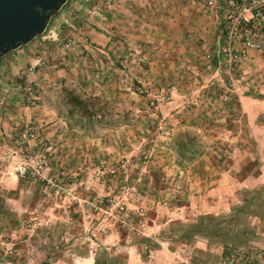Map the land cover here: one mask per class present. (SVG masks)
I'll use <instances>...</instances> for the list:
<instances>
[{
  "label": "rangeland",
  "instance_id": "rangeland-1",
  "mask_svg": "<svg viewBox=\"0 0 264 264\" xmlns=\"http://www.w3.org/2000/svg\"><path fill=\"white\" fill-rule=\"evenodd\" d=\"M169 1L68 0L42 35L0 59V263L51 264L44 238L65 220L81 254L99 258L112 231L146 263L163 247V264H264V142L252 140V111L225 105L237 93L264 99V37L261 52L230 69L221 17L200 0L203 9L177 0L186 41L168 43ZM152 21L154 30L142 25ZM68 92L94 103L90 120L69 111ZM26 124L38 135L27 151L45 161L35 179L14 170ZM185 132L196 140L182 154ZM199 222L210 235L182 240L180 226ZM223 244L236 251L222 260Z\"/></svg>",
  "mask_w": 264,
  "mask_h": 264
},
{
  "label": "crops",
  "instance_id": "crops-1",
  "mask_svg": "<svg viewBox=\"0 0 264 264\" xmlns=\"http://www.w3.org/2000/svg\"><path fill=\"white\" fill-rule=\"evenodd\" d=\"M199 0H184V2H187V4H198L201 5V8L203 9V5L198 2ZM169 8H168V20L167 23L170 25V28H168V40L171 42H168L172 45H180L181 41H186V39L181 37L180 39L177 38L179 35L178 32V19H177V14L179 13L180 10H186V7H182L179 4L177 0H171L169 1ZM187 4L183 5L186 6ZM171 9V10H170ZM155 10L149 9V7H144L142 12L140 14L147 12V13H152ZM205 10L204 12H206ZM174 22V23H172ZM171 23L173 25H171ZM148 28H152V30L156 29L157 24L155 21H152V25H148L144 22V24ZM218 27L217 31L219 29V22H218ZM187 30H184L186 32ZM151 42V41H150ZM237 93V92H236ZM238 97L237 101L239 103V106L241 107V110L246 111V109L252 111L253 115L248 114V123L249 126H254L253 129L254 131L252 132L253 135V141L259 142L263 141L264 142V99L262 98H253L252 96L249 95H241L237 93ZM251 98V101L258 103L259 105H253L251 107L247 106V100ZM263 114V116H261ZM263 118V121L261 122L259 119ZM255 132V133H254ZM260 168H259V174L257 176V185L264 184V154L260 157ZM261 179H263V183L261 182ZM74 218V216H73ZM62 230L61 232L54 238V240L50 239V236L44 238V247L46 248V254L45 258L46 259H51L52 263L51 264H99L98 261H102L103 264H163L159 263L161 261L160 256L165 255L163 247L157 248L153 250V256H154V261L151 263L147 262L143 258L142 250L139 245L137 244H130L128 241L124 244L120 243V236L119 233H114L112 231H107L103 238H101L100 243L103 246V255L99 258L98 254H96L93 250L89 252H84L81 254L82 250L79 249L78 247H75L76 243L75 241L73 242V235L71 231L69 230L70 227L68 226V222L63 221H58L56 223ZM51 227V226H50ZM67 236H72L71 238H68ZM68 239H71V243L68 247H72L71 249L65 248L63 251H61L62 247H65L67 245ZM89 248V246H88ZM61 251V254L64 255H59L57 257H49L52 254L58 253ZM71 251V252H70ZM60 253V252H59ZM89 253V255H88ZM169 254H173V252L168 251ZM71 254V259L66 258V255ZM121 254V255H119ZM114 256V257H112ZM51 262V261H49ZM3 264V263H0ZM49 264V263H48ZM101 264V263H100ZM165 264V263H164Z\"/></svg>",
  "mask_w": 264,
  "mask_h": 264
},
{
  "label": "built area",
  "instance_id": "built-area-1",
  "mask_svg": "<svg viewBox=\"0 0 264 264\" xmlns=\"http://www.w3.org/2000/svg\"><path fill=\"white\" fill-rule=\"evenodd\" d=\"M211 13L221 17V52L230 69L237 67L249 52L263 50L264 0H200ZM26 102L35 105L31 86L24 88ZM38 135L32 125H25L18 134V144L25 145L21 162L15 167L16 175L24 178L41 177L45 161L35 151H27V144Z\"/></svg>",
  "mask_w": 264,
  "mask_h": 264
},
{
  "label": "water",
  "instance_id": "water-1",
  "mask_svg": "<svg viewBox=\"0 0 264 264\" xmlns=\"http://www.w3.org/2000/svg\"><path fill=\"white\" fill-rule=\"evenodd\" d=\"M68 0H0V59L43 34Z\"/></svg>",
  "mask_w": 264,
  "mask_h": 264
},
{
  "label": "trees",
  "instance_id": "trees-1",
  "mask_svg": "<svg viewBox=\"0 0 264 264\" xmlns=\"http://www.w3.org/2000/svg\"><path fill=\"white\" fill-rule=\"evenodd\" d=\"M66 95H67V103L70 106L69 111L71 113L76 112L81 117L87 120H90L93 117L94 113H93L92 107L94 103H89V101H84L79 96L73 95V93L71 92H68ZM225 105H226V108L229 114H234L232 105H234L236 109L238 110L240 109L237 98L234 95H229L228 99L225 100ZM195 140H196V137L191 136L188 132H185L179 135L176 141V148L178 152L184 154L187 151L192 150V146L195 144ZM228 217L230 219L229 220L230 224L234 222L235 220L234 215H231ZM204 219L206 220L207 218H204ZM226 221H227L226 219L220 220L218 224L221 226H226V223H225ZM180 231L182 233L181 239L186 240V241L189 239L190 235L191 236L198 235V234L203 235V236L210 235L209 234L210 229H208L206 225L205 227H201L200 222L197 224L191 225V226H180ZM225 237L230 238L229 233L226 234ZM142 241L145 243V242H148L149 240L142 239ZM222 247L223 249H222L221 256H220L222 260L226 258L228 255H230L231 251H236L235 247L228 246L227 244H223ZM244 256L246 257V255Z\"/></svg>",
  "mask_w": 264,
  "mask_h": 264
}]
</instances>
